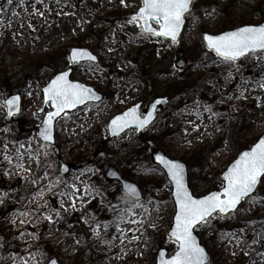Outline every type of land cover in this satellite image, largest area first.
<instances>
[{
    "label": "rangeland",
    "instance_id": "rangeland-1",
    "mask_svg": "<svg viewBox=\"0 0 264 264\" xmlns=\"http://www.w3.org/2000/svg\"><path fill=\"white\" fill-rule=\"evenodd\" d=\"M2 2L0 264H19L21 258L29 264H48L52 258L60 264H156L159 250L173 255L177 246L169 238L175 213L172 188L152 154L160 150L186 163L190 187L196 197H202L223 187L222 174L264 134V89L256 84L264 79V55L259 60L253 56L241 60L237 71L220 63L203 40L205 33L219 35L264 23V0H197L195 17H188L178 44L144 38L139 25L128 22L142 0ZM36 9L44 16L34 15ZM72 48L89 49L99 58L92 71L87 64L73 66V80L92 86L105 98L57 122V156L52 146L45 148L38 138L42 117L36 112L43 103V87L71 66ZM180 49L189 61L182 71L175 68ZM230 71L233 78L227 79ZM184 86L190 88L181 92ZM241 87L248 89L246 98H239ZM17 94L23 99L22 113L7 124L4 101ZM204 97L216 101L207 105ZM159 98L170 103L159 108V118L148 130L137 135L133 129L109 139L107 125L114 116L141 101L147 110ZM84 126L85 134L77 138ZM68 131L74 140L66 144L62 133ZM18 152L24 153L23 160ZM36 154H40L39 164L31 158ZM60 161L70 168L66 176L61 174ZM26 164L33 168L40 192L32 193L27 187L31 179L25 177ZM141 166L156 171L146 174ZM112 167L140 186L144 194L140 203L150 210V218L137 208L136 216L128 212L120 223L131 202L121 199L127 197L119 183L106 179ZM258 193L264 197V182ZM141 219L146 223L129 222ZM261 222L264 205L244 202L238 215L199 228L210 264H252L253 260L264 264L260 260L264 241L251 244L264 228ZM98 224L99 237L94 231ZM227 232L236 233L240 242L223 238L221 233Z\"/></svg>",
    "mask_w": 264,
    "mask_h": 264
},
{
    "label": "snow or ice",
    "instance_id": "snow-or-ice-1",
    "mask_svg": "<svg viewBox=\"0 0 264 264\" xmlns=\"http://www.w3.org/2000/svg\"><path fill=\"white\" fill-rule=\"evenodd\" d=\"M19 2L23 3L24 0H19ZM12 3L13 0H7V4L11 5ZM37 3L42 4L44 0H37ZM195 3L196 0H143V6L139 9L138 14L131 17L128 22L139 23L141 35L144 38H170L171 42L175 44L178 43L186 18L195 17ZM212 10L214 11V9ZM2 12L3 9L0 8V13ZM13 15H18V13H13ZM34 15L44 16V12L36 9ZM20 26L23 27V23ZM33 31H35L34 28ZM205 40L208 48L219 58L220 63L232 65L237 71H240L239 62L242 59L253 56L259 60L260 56L264 55V25H247L222 35H206ZM70 60L75 64L86 63L90 71L98 67L97 57L86 49H74ZM232 78L230 71L227 79ZM256 84L259 88L264 89V79L256 81ZM247 91V88L241 87L239 98H246ZM44 92L46 94L45 103L50 102L55 109L47 113V118L43 121L39 132V136L47 142L45 148L48 147L49 143L55 142L54 129L57 118L68 117L69 110H75L80 105H87L91 101H102L103 99L94 89L70 80L67 71L58 74L44 89ZM20 100L21 97L17 95L6 101L9 106V115L20 112ZM162 103H167V101H156V104ZM208 111L211 112L210 107ZM156 113L155 105L152 106L147 116L141 113L138 107H133L111 121L112 134L118 135L128 128L143 130L153 123L156 119ZM20 147L23 148L24 145L21 144ZM42 154L47 155L46 152ZM18 156L20 160L24 159L23 152H18ZM39 156L40 154H36L31 158L39 164ZM155 159L166 169L170 182L174 185L175 203L177 205L174 228L169 237L177 246L176 251L170 258H166V253L162 252L160 264H210L207 252L194 235V229L198 227L211 228L213 220H225L238 215L240 206L244 202L250 206L264 205V197L258 193V185L264 182V139H260L251 150L244 151L231 165L224 174L222 191L212 192L203 198L195 197L190 191L186 180V168L183 163L169 159L163 154L157 155ZM18 167L23 168V163H19ZM141 167L146 174L156 171L155 169L144 168V166ZM64 170L67 171L66 168ZM26 171H31V169H26ZM124 188L127 199L124 197L121 199H124L125 203L131 202V207L125 209L124 213L120 215V223L125 222L128 212L136 216L138 213L135 209L137 208L143 209L150 218V210L145 208L143 203H140L141 198L137 186L133 183H127ZM49 190L51 189L49 188ZM77 191L79 190L77 189ZM85 191L87 192V189ZM39 194L42 195V193ZM75 206V201H73L72 207L75 208ZM158 210L159 207L157 206ZM20 215H24V213H20ZM47 219L54 222L52 216H47ZM129 222L140 225L146 223L143 219L130 220ZM150 226L154 228L155 224ZM99 228L100 225L98 224L94 229L97 237L100 236ZM121 231L123 232V229ZM221 235L225 239L240 242L234 232L221 233ZM133 239L139 240V237H133ZM261 241H264V228L261 229L258 238L251 241V244H257ZM251 244L248 246L250 247ZM260 260L264 261V253L260 254ZM19 264H29V262L21 258ZM51 264H57V262L53 260ZM252 264H258V262L253 260Z\"/></svg>",
    "mask_w": 264,
    "mask_h": 264
},
{
    "label": "water",
    "instance_id": "water-1",
    "mask_svg": "<svg viewBox=\"0 0 264 264\" xmlns=\"http://www.w3.org/2000/svg\"><path fill=\"white\" fill-rule=\"evenodd\" d=\"M16 1L19 2V0H16ZM4 4H5V3L2 2V3H0V6L2 7V6H4ZM142 6H143V5H142ZM139 9H140V8H139ZM139 9H138V11H137L136 13H134V14H132V15L130 16V19H131V17H133L134 15H137V14H138ZM141 23H142V22H141ZM186 25H187V18H186V20H185L184 28H183L182 31H181V34H180V37H179L178 42L181 40V38H182V36H183V34H184V32H185ZM261 25H264V23L261 24ZM153 26H154V25H153ZM257 26H259V25H257ZM154 27H155V26H154ZM235 30H237V29H235ZM233 31H234V30H233ZM228 32H229V31H228ZM225 33H226V32H225ZM222 34H224V33H222ZM222 34H220V35H222ZM206 35H210V34H205V35H204V42H205V45H206L207 49H208L209 51H211V50L208 48V46H207V42H206V40H205V36H206ZM157 38H163V37H157ZM164 39H165V38H164ZM166 40H169V41L171 42L170 38H168V39H166ZM175 44H177V43H175ZM74 49H77V48H74ZM74 49H72V50L70 51L69 58H70V56H71V54H72V51H73ZM86 50H88V49H86ZM88 51H90V50H88ZM90 52H91V51H90ZM212 52H213V51H212ZM93 55H94V54H93ZM95 56H96V55H95ZM96 57H97V56H96ZM71 62H72V61H71ZM83 63H84V62H82L81 64H83ZM96 63L99 64V59H98V57H97V62H96ZM72 64H74V65H78V64H75V63H73V62H72ZM175 66H176V68H177L178 70H184V69L188 66V60H187L186 55H185V52H184L183 50H180V51L177 52V54H176V64H175ZM66 71L69 72V79L72 80V75H73V72H74L73 68H72V67H69ZM64 72H65V71H64ZM60 73H61V72H60ZM60 73H58V74H60ZM58 74H57V75H58ZM57 75H56V76H57ZM56 76H55V77H56ZM55 77H54V78H55ZM54 78H53V79H54ZM53 79H52V80H53ZM52 80H51V81H52ZM51 81H50V82H49V83L43 88V90H42V92H43V106L41 107V109H43V111H41V109L37 111V115H38V116H44L43 121L46 120V118H47V113H48V112H52V111L55 110V109L51 106L52 110L46 112L47 107H48L49 105H51V103H50V102H49V103H45V100H46V94H45V92H44V89L48 87V85L51 83ZM72 81H73V80H72ZM74 82H77V81H74ZM78 83H81V82H78ZM81 84H84V85H86L87 87L94 89L93 87H91V86H89V85H87V84H85V83H81ZM94 90H95V89H94ZM95 92H96V91H95ZM96 93H97V92H96ZM97 94H99V93H97ZM99 95L104 99V96H103V95H101V94H99ZM0 96H1V91H0ZM14 96H17V95H14ZM14 96L9 97L6 101H8L9 99H11V98L14 97ZM18 96H20V95H18ZM20 97H21V96H20ZM103 99H102V101H103ZM158 100H165V99H158ZM166 101H167V103H162V104H156V101H155L153 104H151V106H150V108H149L147 114L151 111L153 105H155L156 108H158L160 105H162V106H166V105L168 104V100H166ZM99 102H101V101H91V102H89L88 104H92V103L97 104V103H99ZM214 102H215V100H212V101H206V104H207V105H210V104H213ZM19 104H20V109H21L20 112L15 113V114H12V115H9V111H8L9 106H8V105L6 104V102H5V105L7 106V117H6V122H7V123H11L12 120L14 119V117L19 116V115L21 114V111H22V99L19 101ZM88 104H87V105H88ZM87 105H80V106H78L75 110H69V114H71V113L77 111L78 109L83 108V107H85V106H87ZM142 106H143V102L138 103V104L132 106L131 108H133V107H138L139 111H140L141 113H143ZM0 107H1V103H0ZM131 108H129L127 111H129ZM127 111H125V112H127ZM125 112H123L122 114H119V115H117V116L123 115ZM147 114H146L145 116H147ZM117 116H115L113 119H115ZM157 118H158V113H156V119L153 121V123L157 120ZM59 119H61V118H57L56 124H57V122L59 121ZM113 119H112V120H113ZM112 120H111V121H112ZM43 121H42V123H43ZM111 121H110L109 124H108L109 137H110L111 140H115V139L121 137L122 135H124V134H125L127 131H129L130 129H134V128H128V129H125L124 131L120 132L118 135H113V134H112V131H111V127H110V125H111ZM42 123H41V125H42ZM153 123H152L151 125H149L147 128L143 129V130L137 129V134H138V135L142 134L145 130H147L149 127H151V126L153 125ZM56 124H55V129H56ZM41 125H40V127L38 128V137H39V139L41 140L42 143L46 144L47 142L43 141V139L39 136V132H40V130H41ZM55 129H54V139H55V142H54V143H49V144L54 146V149H55L57 155H59V152H58L57 147H56ZM260 139H264V134L259 138V140H260ZM259 140H258V141H257V142H256V143H255L250 149L245 150V151H249V150H251L252 148H254L255 145L259 142ZM243 152H244V151H243ZM243 152H241V153L237 156V159L239 158V156H240ZM162 154L165 155L162 151H156V152L153 154V160H154L155 164H156L157 166H159V167L165 172V174H166V176H167V179H168L169 182H170V178H169L168 175H167L166 169H164L163 166L160 165L159 162L155 159V157H156L157 155H162ZM166 156H167V155H166ZM167 157H168V156H167ZM168 158H169V157H168ZM169 159H171V158H169ZM237 159H236V160H237ZM236 160H235V161H236ZM176 161H179V160H176ZM235 161H234V162H235ZM179 162H180V163H183V164L185 165V168H186V180H187V183H188V187H189L190 191L192 192V190H191V188H190V184H189V172H188V167H187V165H186L184 162H182V161H179ZM234 162H233V163H234ZM233 163H232V164H233ZM232 164H231V165H232ZM231 165L229 166V168L231 167ZM65 168L67 169V171L64 170ZM229 168H228V169H229ZM228 169H227V170L223 173V175H222V180H223V181H224V179H223L224 174L228 171ZM69 171H70V168H69L68 166L62 164L61 173H62L63 175H67V174L69 173ZM106 177H107L108 180L118 181V182L121 184V187H122V190H123L124 193H126V189L124 188V185L127 184V183H133V182H130V181L125 180V179L121 176V174H120L119 172H117L114 168H110V169H109V171L106 173ZM170 183H171V182H170ZM133 184H135V183H133ZM135 185H136L137 188L139 189V195H140V198H141L140 201H142V200H143V193H142V191H141V188H140L137 184H135ZM171 186H172V189H173V191H172V198H173V201H174L175 214H176L177 205H176V203H175L174 185L171 183ZM260 186H261V185H258V189L260 188ZM219 191H222V189L219 190ZM214 192H218V191H214ZM211 193H212V192H211ZM211 193H209V194H211ZM192 194H193V192H192ZM209 194H208V195H209ZM193 195H194V194H193ZM206 196H207V195H206ZM197 198H198V197H197ZM199 198H203V197H199ZM242 204H243V203H242ZM240 207H241V206H240ZM174 221H175V215H174V218H173V224H172L171 230L174 228ZM196 229H197V228H196ZM196 229H194V235L197 237V240H198V242L200 243V245H201V246L205 249V251L207 252V254H208V256H209V259H210V261H211V256L209 255L207 249L202 245L201 239H200V238L197 236V234H196ZM171 230H170V232H171ZM170 232H169V237H170ZM162 252H163V253H166V258H170V257H169V252H168L166 249H162V250H160V251L158 252V255H157V262H156V264H160V255H161ZM53 260H55V261L57 262V264H60L59 261H58L56 258H53V259L49 262V264H51V262H52Z\"/></svg>",
    "mask_w": 264,
    "mask_h": 264
},
{
    "label": "bare ground",
    "instance_id": "bare-ground-1",
    "mask_svg": "<svg viewBox=\"0 0 264 264\" xmlns=\"http://www.w3.org/2000/svg\"><path fill=\"white\" fill-rule=\"evenodd\" d=\"M112 113H113V111L112 112H110V113H108V115L106 116V120L112 115ZM88 125H90V123L88 124ZM86 126H84V127H81V131H79V133H78V135H77V138H80V137H82L85 133H84V131L86 130ZM71 131H75V128H71ZM69 134H70V132L68 131V132H64V133H62V137L64 136V135H66V139H67V141H66V144H69L71 141H73L74 139H72V137L71 136H69ZM29 166V168H30V164H26V168ZM31 169V171H26V176L25 177H27L28 178V180L29 179H31V180H29L28 181V185H27V187L29 188V190H30V192H40V189L42 188V186L41 185H39V184H35L34 183V176H33V168H30ZM33 178V179H32ZM135 254V253H134Z\"/></svg>",
    "mask_w": 264,
    "mask_h": 264
},
{
    "label": "trees",
    "instance_id": "trees-1",
    "mask_svg": "<svg viewBox=\"0 0 264 264\" xmlns=\"http://www.w3.org/2000/svg\"><path fill=\"white\" fill-rule=\"evenodd\" d=\"M189 88H190V86H184V87H181L179 89L182 90L181 92H186V91H188Z\"/></svg>",
    "mask_w": 264,
    "mask_h": 264
}]
</instances>
